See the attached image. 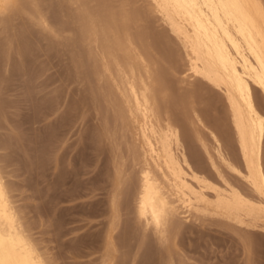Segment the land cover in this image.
I'll return each instance as SVG.
<instances>
[{
    "label": "bare ground",
    "instance_id": "6f19581e",
    "mask_svg": "<svg viewBox=\"0 0 264 264\" xmlns=\"http://www.w3.org/2000/svg\"><path fill=\"white\" fill-rule=\"evenodd\" d=\"M127 1L133 2L131 15L127 11L129 4L125 1L124 6L128 5L127 14L136 18L143 11L147 12L145 7H150L153 3L155 11L153 9L151 13L155 20L159 18L164 22L165 27L161 30L164 36L159 35L161 33L154 29L155 25L152 26L150 20L149 23L141 18V23H137L136 27L133 22L129 23L130 18L124 20L121 4L125 2L121 0H59L58 5L55 2L59 6L56 15L60 17L57 21L60 28L66 33L70 27H74L65 24L70 19L78 30L74 27L73 31L79 33L77 36L75 32V35L81 38L84 45L89 62L87 66L90 64L91 67L88 70L94 79L83 77V80L90 79L96 86L88 81V85L97 90L95 104L98 114L103 117L104 136L110 138V156L113 155L110 157L113 168L112 190H109L112 195L110 200L108 197L111 222L109 233L106 232L107 237L103 239L104 249H100L103 253L99 264H129L132 259V264H138L140 251L147 247V253L152 243L160 255V259L154 264H188L186 255L179 248L182 244L179 245V234L184 227L186 229L185 221L192 218L205 221L210 218L221 226H237V230L243 226L247 229L264 228V119L256 106V93L253 89L257 86L252 87L254 83L259 84L264 91V0ZM46 2L47 0H0V24L4 23L8 27L20 14H25V17L28 15L33 24H44L42 9L49 8L52 4L50 1ZM14 34L16 36L18 33ZM10 37L11 35L7 48L6 43H0V54L8 58L14 45V40ZM172 37L178 43L179 47L176 48L188 55L189 64H185V72H189L200 83L190 89L185 87L184 92H180L178 84L186 79L175 78V71L180 70L176 66L177 70L174 71L172 55L175 52L176 57L181 52L174 51L176 48L172 47ZM156 55L168 59L169 65L163 67L161 63L159 66ZM78 58L74 63L85 66L86 58L83 59L82 55ZM209 82L223 88L233 127L234 135L223 126L218 135L226 139L233 149L239 148L243 159L240 161L245 162L242 164H245L248 173L245 178L248 185H245L255 192L256 197L250 194L248 196L244 193L245 189L242 191L232 184L224 188L213 179L201 176L198 169L188 170L196 159L190 158L191 161L188 158L191 161L189 163L187 153L192 151V140L198 139L199 143H205L208 161L218 171V174L215 173L219 175H216V179L220 181L222 178L227 182L224 177L226 175L222 173L224 171H219L222 167L218 170L217 161L222 155V148L207 147L208 136L198 125L192 110L193 107L197 108L196 104L192 107L193 102H190L192 98L204 95L210 87V84L207 86ZM177 101L182 104L183 109L177 106ZM175 105L178 108L175 110L182 109L181 113H176L178 111L174 110ZM1 120L0 116V126ZM231 158L236 160L235 156ZM223 161L221 159L220 164L229 162L222 163ZM1 164L0 264H55V259L46 254L32 234L30 224L21 215L6 179L5 166ZM126 195L128 197L125 202ZM125 204L133 216L131 219L127 215V221L121 215ZM126 222L130 224L123 231ZM243 234L240 231L244 238ZM136 235L139 247L132 253L129 237ZM246 238L244 239L247 240ZM148 239L152 242L150 245ZM249 240L247 244L251 243V239ZM152 254L147 253L149 256L146 259L151 258ZM247 260L251 262L253 257ZM146 262L150 264L147 260Z\"/></svg>",
    "mask_w": 264,
    "mask_h": 264
},
{
    "label": "rangeland",
    "instance_id": "374dc122",
    "mask_svg": "<svg viewBox=\"0 0 264 264\" xmlns=\"http://www.w3.org/2000/svg\"><path fill=\"white\" fill-rule=\"evenodd\" d=\"M49 1L50 4L52 2V6L42 9L45 17L42 20L44 24H33L32 20L28 19L29 16L25 17V14L16 16L8 27H5L4 23L0 24V43H6L7 48L10 35V38L14 40L9 58L0 54V82L2 81L0 83V116L2 119L0 164L5 166L2 168L6 169L3 170L6 172V179L12 188L14 201L19 207L21 215L24 216L25 222L30 224L32 234L43 246L46 254L53 260L55 259V264H99L103 253V250L100 249H104L105 240L103 239L109 233L111 222L110 208H108V197L110 200L112 195V191L109 190H112L113 181V168L110 163L112 161L110 157L113 155L110 156V138L104 136L103 117L97 112V104H95L97 90H93L96 86L90 79L83 80V77L84 79L85 77L94 79V77L91 72L89 73L91 67L90 64L87 66L89 62L82 40L77 37L79 33L76 31L78 30L69 19L70 21H66L65 24L69 27L73 25L76 31H73L74 27H70V30L65 33L57 22L60 18L59 15H56L59 6H56L55 2L58 5L59 0H54V3L53 0ZM49 1L47 0V2ZM122 1L129 4L126 6H128L127 11L129 10L128 12L131 14L133 10L130 8L133 2ZM126 2L121 4V7L124 8H121L124 20L130 18L129 23L133 22L134 27L138 25L137 23H141V18L148 22L150 20L151 23H149L152 26L155 25L154 29L156 28V31L161 33L159 35L164 36L161 32L165 27L164 22L159 18L155 20L152 16L151 12L153 9L155 11L153 3L149 5L152 11L149 9L150 7L146 6L145 10L148 13L143 11L141 16L136 18V16L131 17L132 14L128 15L126 6H124ZM144 13L147 14V17ZM55 15L59 18H55ZM149 17L152 19H147ZM14 33L20 35L15 36ZM69 35H71L72 41ZM173 39L174 37H172L173 49L178 48L176 39ZM73 44L79 49L75 48ZM177 48L174 51L181 53L176 54L175 57L174 52L172 61L175 64L174 71L180 70L179 72L175 71V78L181 77L187 80L178 84L180 92H184L185 89L194 87L198 80L194 76H190L189 72H185L189 58L185 51ZM80 55L83 56V59L86 58L85 66L74 63V61L77 62ZM156 57L158 58L156 61L160 62L159 66L161 63H163V67L169 65L168 59L158 55ZM176 66H178L177 69ZM89 68L90 70H88ZM88 81L94 85L93 88L92 85H88ZM197 84L199 86L200 83ZM209 84L210 82L207 86ZM254 84L252 87L257 86L253 89L256 93V106L260 116L264 119V91L261 85ZM89 86H91L94 95ZM209 86L203 96L192 98L193 101L190 102H193L192 107L196 104L197 108L193 107L192 110L198 125L200 124L199 126L208 136L207 147L215 149L221 146L222 155L225 153L224 156L221 155L222 158L219 157L217 162L219 163L218 170L222 167L219 171H224L221 172L226 175L224 177L227 178V182L222 178H219L221 182L216 179L218 171L209 162L205 143L202 142V148H205L202 150V143L200 141V144L198 139L192 140L190 146L193 152L187 153L189 154L187 159H196V162L192 163V160L188 159L192 166L188 170L198 169L197 172L201 176L205 175L204 178L213 179L224 188H227L228 184H232L242 191L245 189L244 193L248 196L250 194L252 197H256L255 192L246 186L248 184L245 178L248 173L245 164H242L245 162L240 161L243 159L240 157L239 148L233 149L226 139H222L218 135L222 126L231 135H234L224 90L221 86L213 83ZM179 101L176 105L183 109ZM177 106L174 107V110L178 109ZM198 109L200 111L202 109L201 114ZM181 110L175 111H178L176 113L179 114L182 112ZM197 113L201 116H198ZM213 135L215 138L217 137L218 141ZM232 156H235L237 161L231 158ZM221 159L229 161L228 164H224L225 166L220 164ZM134 181L135 178L132 180V184ZM128 190H131V186ZM128 190L127 192H129ZM125 205L128 209L125 206L121 215L122 219L127 221L129 218L127 215L131 219L133 216L128 205ZM209 219L204 221L192 218L185 221L187 226L179 234V245L182 243L179 248L181 253L186 255L188 264H264V228L247 229L243 226L237 230V226H235L236 228L221 226ZM129 221L131 220L129 219ZM128 222L124 224L123 231H125L124 228H128L130 224ZM213 223L214 225H211ZM232 228L234 229L231 230ZM240 231L242 234L245 233L243 234L244 238H246V234L248 237L251 235L252 237H247L245 240L240 235ZM116 233L118 234V232ZM136 236L129 237L132 240L130 242L128 239L130 247L132 246L131 249H133L132 253L133 251L135 253L139 247V242H137L139 238L138 235ZM249 239H251V243L247 244L250 242ZM150 241L148 239V245L152 243ZM150 246L151 249L147 253L149 255L153 253L151 258L155 259L154 262L151 263V258L146 259L149 255L147 256L145 253L147 247H143L139 253L141 257H138V264H146V260L150 264H154L160 259L153 243ZM252 257L253 260L248 262L247 259H252ZM132 260L129 261V264H132Z\"/></svg>",
    "mask_w": 264,
    "mask_h": 264
}]
</instances>
